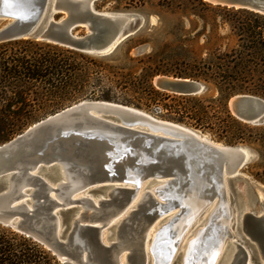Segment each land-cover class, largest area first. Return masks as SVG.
I'll list each match as a JSON object with an SVG mask.
<instances>
[{"label": "water", "instance_id": "1", "mask_svg": "<svg viewBox=\"0 0 264 264\" xmlns=\"http://www.w3.org/2000/svg\"><path fill=\"white\" fill-rule=\"evenodd\" d=\"M99 1L0 0V22L5 24L0 28V44L32 39L109 55L140 30V18L99 12L95 9ZM204 2L264 15V0ZM78 28L87 29L86 34H76ZM154 85L178 96H198L207 90L200 81L166 75L156 77ZM228 107L238 120L264 126V98L236 95ZM250 159L242 146L215 142L138 108L85 100L0 145V225L34 239L63 264H122L120 256L127 245L132 248L127 264H147L144 244L149 226L174 209L184 214L188 202L210 206L216 201L219 217L213 216L197 237L189 256L183 257L185 264L212 263L232 235L222 222L229 207L239 212L238 232L254 243L240 242L234 264H264V203L242 176ZM61 163L68 166L73 183L63 180ZM145 180L166 181L158 189L160 199L148 192L149 199L140 202L120 226L118 241L114 242V233L104 237L108 220L132 203ZM76 182L91 184L92 193L106 192L99 206L86 199L85 208L73 198L79 188ZM244 183L255 196L251 206L231 191ZM88 208L96 212L91 214ZM178 217L163 225L153 244V255L163 264H171L173 258Z\"/></svg>", "mask_w": 264, "mask_h": 264}, {"label": "trees", "instance_id": "2", "mask_svg": "<svg viewBox=\"0 0 264 264\" xmlns=\"http://www.w3.org/2000/svg\"><path fill=\"white\" fill-rule=\"evenodd\" d=\"M198 2L212 9L202 0ZM224 9L245 16L234 28L237 45L223 53L220 48H210L207 58L197 54L179 59L177 47L171 43L156 47L152 36H144L143 27L109 55L32 39L0 44V145L85 100L150 110L173 97L154 85L156 77L166 75L200 81L209 92L219 94L218 98L180 96L191 105L175 108L174 120L196 128L221 120L216 131L220 141L230 146L257 145L264 161V136L260 134L264 127L251 129L228 108L236 95L264 98V15ZM146 46H151L150 53L138 51ZM0 264L61 263L34 239L0 225Z\"/></svg>", "mask_w": 264, "mask_h": 264}, {"label": "rangeland", "instance_id": "3", "mask_svg": "<svg viewBox=\"0 0 264 264\" xmlns=\"http://www.w3.org/2000/svg\"><path fill=\"white\" fill-rule=\"evenodd\" d=\"M202 1L204 2V0ZM205 4L210 6L212 9H206L198 2V0H102L99 3H96L95 9L99 12L125 13L138 16L140 18V27H143L144 36H152L154 38V42H156V47L163 48L164 44L171 43L174 47L178 48L176 49L178 53L175 54L177 58L182 59L186 57V59H189L190 57L193 58L194 56H197V54L203 58H207L210 48H220V52L223 53L232 50L237 45V37L234 34L236 31H234V28L235 26H239V22H242L245 16L228 12L224 9V7L211 6L207 3ZM59 16L63 17V15ZM4 25V22H0V28H2ZM86 32L87 29H82L76 34L84 35L86 34ZM144 48L145 50L140 53H150L152 51L151 46H146ZM206 87L207 90L197 97L211 98V96L213 95L215 98L219 97L218 92H209L207 85ZM169 95L173 97L157 102L150 108V110L143 111L163 121L185 125L204 134L209 139L215 142L226 144L225 142L220 141L218 139V136L216 135V131L219 130L221 126V120L214 119L205 123L204 125H202V127L199 128L188 126L187 124L174 120L175 115L173 112L175 108L188 107V105L191 104L186 102L185 100H182V98L178 95ZM249 127H251V129H257L258 127L264 126L249 125ZM260 134L264 136V132H260ZM238 146L246 148L251 154L249 164L242 170V176L253 184V186L255 187V192L258 194L259 201L264 203V161H262L260 157L259 151L261 149L257 145L254 147H250L248 145ZM145 189L146 188L141 189L143 193L146 192ZM231 191L233 192V194H240L246 205L251 206L252 203L256 202L254 200V193L249 190L245 183L241 186H234ZM100 192L101 191H95L93 194L96 195ZM84 196L95 200L89 194H86ZM233 198L235 199V196H233ZM233 207L235 206L233 205ZM136 209V202H134L125 209L123 216L126 213H131ZM211 209L212 207L208 208L207 211L202 214L199 220L190 229L189 234L178 243L175 256H177L178 254L179 259H175L173 264H180V258L185 252L188 238L194 236L196 231H198L206 224V219ZM179 212L180 211L178 209H174L167 214L159 217L158 220L151 226V235H154L158 228L163 227V225L167 224L172 218L176 217ZM121 218L122 217H119L111 226L116 228L117 225L120 224L119 221ZM229 222V228L232 234V238L228 240L229 242H236L239 240L243 243L244 240H247V245L254 244L250 240L249 236H247L243 232H238V225L235 226V224H238L237 213L235 214V216L230 218ZM153 240V237H149L148 242L151 241L152 243ZM225 247H227L226 244L224 245L223 252L225 250ZM227 248L225 251V257L230 250V247L228 249ZM250 250H252V248H250ZM233 252H230V256H227L226 258L227 260L230 261ZM125 257L126 255L123 256V259H125ZM225 257L222 262H224ZM254 257L255 262L258 263L255 255ZM152 260L153 256L149 252L148 263L150 262L152 264ZM60 263L63 264L62 262Z\"/></svg>", "mask_w": 264, "mask_h": 264}, {"label": "bare ground", "instance_id": "4", "mask_svg": "<svg viewBox=\"0 0 264 264\" xmlns=\"http://www.w3.org/2000/svg\"><path fill=\"white\" fill-rule=\"evenodd\" d=\"M153 130V129H152ZM68 166L66 164H59V168L61 170V174H62V177H63V180L64 181H69L71 183L74 182L73 178H72V175L71 173L69 172ZM77 183V182H76ZM166 184V181H163V180H159L155 183H152L151 181H142L140 183V186H139V189H138V192L136 194V197L134 198V200L132 201V203L136 202V208L138 206V204L140 202H145L149 199L150 195H148V192L152 193L155 197L159 198L160 199V195L158 193V189L161 188L162 186H164ZM79 188L78 190L73 194V198L76 199V200H81L82 203H83V207L86 208V199H92V198H89V197H86L84 195L86 194H89L91 195L95 200L92 199L93 203L95 206H99V202L105 197L106 195V192L105 193H97L96 195L93 194L91 192V184L87 185V186H82L81 183H77V185ZM76 188V187H74ZM142 188H146V192L143 193L142 192ZM154 188V189H153ZM153 189V191H152ZM80 194H83V195H80ZM139 196V197H138ZM138 197V199H137ZM98 202H97V201ZM131 203V204H132ZM212 207V209L210 210L209 214H208V217L206 219V224L200 228L198 231H196V233L194 234V236L188 238L187 240V246H186V249H185V252L184 254L181 256L180 258V264H185L186 262H184L183 260V257L186 258L189 256L190 254V250L195 242V240L197 239L198 236H200L203 232V230L206 228V226H208V224L211 222L213 216L217 215L218 214V217H219V204L214 201L210 206H201L199 204H196V203H191V202H188V209H187V212H185L184 214H177L176 216L178 217L177 221L175 222V229H176V240H177V244L174 248V253H173V258H172V261H171V264H173V262L175 261V259H179L178 257V254L177 256H175V252L177 250V245L180 241H182L188 234H189V231L190 229L195 225V223L199 220V218L202 216V214L204 212L207 211L208 208ZM89 212L92 214L94 212H96L95 208H88ZM84 209L82 208L80 210V212H83ZM180 211V209H179ZM125 212V209L116 214L115 216L111 217L108 222H107V225L106 227L104 228V231H103V235L104 237H108L109 235H113V239H114V242L118 241V232H119V229H120V226L124 223V222H128V219L130 218V214L132 213H126L124 216H123V213ZM237 213L238 215V220H239V212H235L232 208H228L227 210V218L225 217H222V222L223 223H227L229 225V221H230V218L235 216V214ZM242 215L245 213L244 210H242ZM119 217H122L119 221V225H117L116 228L112 227L111 225L119 218ZM153 225V224H152ZM151 225V226H152ZM111 226V227H109ZM151 226L148 227V229L146 230V242L144 244V248L146 250V254H147V264H151L150 262L148 263V254L149 252L152 254L153 256V260H152V264H163L161 262H159L153 255V244L156 242L157 240V237L159 235V232L160 230L162 229V227L158 228L156 230V232L154 233V235H151ZM230 229V228H229ZM149 237H153V242L151 243L148 242L149 241ZM232 238V235L231 237ZM146 243H147V249H146ZM226 244V246L229 248L230 247V250H229V253L226 255L225 257V251H226V248L225 247V250L223 252V249H224V245ZM241 246V243L240 241H223L222 245L220 246L219 250L216 252V255H214V259L212 261L211 264H234V260H235V254L239 251V247ZM227 248V249H228ZM235 249V250H234ZM132 248L131 247H127L123 250L121 256H120V259H121V263L122 264H127V259L129 257V255L132 253ZM234 251V252H233ZM230 252H233L232 256H231V259L230 261L227 260V256L229 257L230 256ZM125 259H123V256H125ZM225 257V260L224 262L223 259ZM183 260V261H182ZM185 261H187V259H185Z\"/></svg>", "mask_w": 264, "mask_h": 264}, {"label": "built area", "instance_id": "5", "mask_svg": "<svg viewBox=\"0 0 264 264\" xmlns=\"http://www.w3.org/2000/svg\"><path fill=\"white\" fill-rule=\"evenodd\" d=\"M159 113V112H158Z\"/></svg>", "mask_w": 264, "mask_h": 264}]
</instances>
